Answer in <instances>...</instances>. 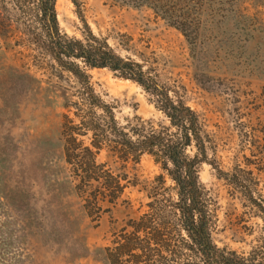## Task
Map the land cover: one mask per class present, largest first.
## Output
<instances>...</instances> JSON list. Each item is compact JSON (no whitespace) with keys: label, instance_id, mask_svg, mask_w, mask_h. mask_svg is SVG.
Returning a JSON list of instances; mask_svg holds the SVG:
<instances>
[{"label":"rangeland","instance_id":"374dc122","mask_svg":"<svg viewBox=\"0 0 264 264\" xmlns=\"http://www.w3.org/2000/svg\"><path fill=\"white\" fill-rule=\"evenodd\" d=\"M32 7L0 0V38L8 39L0 43V264H140L129 255L140 249L120 255L119 248L127 239L140 247L133 229L149 201L140 188L162 171L142 154L126 169L135 185L114 204L84 207L60 135L63 92L75 101L79 87L48 57H24L36 53L23 32ZM54 8L60 32L105 40L196 111L208 134L198 176L213 241L243 256L264 251V213L250 199L264 206V0H55ZM84 68L119 125L168 126L139 84Z\"/></svg>","mask_w":264,"mask_h":264},{"label":"trees","instance_id":"16d2710c","mask_svg":"<svg viewBox=\"0 0 264 264\" xmlns=\"http://www.w3.org/2000/svg\"><path fill=\"white\" fill-rule=\"evenodd\" d=\"M31 2L33 19L23 32L36 53L24 57H48L52 68L68 72L79 87L75 101L63 92L62 108L67 112L62 113L60 135L73 187L84 207L100 210L103 204H114L129 183L135 185L126 169L142 154H149L162 171L140 188L149 199L148 210L140 214L133 229L134 237L140 232V247L127 239L119 248L120 255L138 248L140 255H129L135 261L140 258V264H264V251L243 256L213 241L207 193L198 176L199 164L208 161V134L196 111L180 99L173 100L138 63L116 54L105 40L91 32L84 39L60 32L55 0ZM174 26L187 37L182 27ZM6 38H0V43ZM84 67L108 68L139 84L154 95L168 126L154 128L145 121L136 129L119 125L113 106L95 93ZM191 147L195 149L192 156L187 153ZM166 178L172 186L164 187ZM250 199L264 213L261 199Z\"/></svg>","mask_w":264,"mask_h":264}]
</instances>
